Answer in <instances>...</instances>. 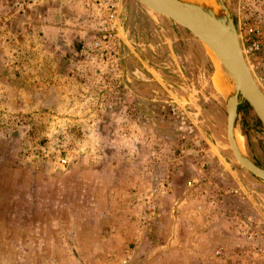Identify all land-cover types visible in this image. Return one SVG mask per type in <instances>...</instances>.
Masks as SVG:
<instances>
[{"label": "rangeland", "instance_id": "374dc122", "mask_svg": "<svg viewBox=\"0 0 264 264\" xmlns=\"http://www.w3.org/2000/svg\"><path fill=\"white\" fill-rule=\"evenodd\" d=\"M223 1L248 50L264 0ZM244 54L264 91V47ZM229 86L139 0H0V264H264V181L231 150ZM236 132L264 169L243 100Z\"/></svg>", "mask_w": 264, "mask_h": 264}, {"label": "water", "instance_id": "95a60500", "mask_svg": "<svg viewBox=\"0 0 264 264\" xmlns=\"http://www.w3.org/2000/svg\"><path fill=\"white\" fill-rule=\"evenodd\" d=\"M150 10L180 24L198 38L222 64L230 77L227 103V136L235 159L264 181V169L242 151L237 141L238 109L246 102L264 125V91L245 57L239 32L223 0H139ZM215 55V56H214Z\"/></svg>", "mask_w": 264, "mask_h": 264}, {"label": "built area", "instance_id": "2783aa9c", "mask_svg": "<svg viewBox=\"0 0 264 264\" xmlns=\"http://www.w3.org/2000/svg\"><path fill=\"white\" fill-rule=\"evenodd\" d=\"M243 9L246 10V7L243 6ZM114 17L115 16L112 15V19H114ZM244 27L246 33V36L244 38L248 44V50H245L244 52H261L264 47V30L261 22L255 19L252 20L251 18H248L244 22Z\"/></svg>", "mask_w": 264, "mask_h": 264}, {"label": "bare ground", "instance_id": "6f19581e", "mask_svg": "<svg viewBox=\"0 0 264 264\" xmlns=\"http://www.w3.org/2000/svg\"><path fill=\"white\" fill-rule=\"evenodd\" d=\"M195 1V0H193ZM198 1H202V0H198ZM205 3H208L209 0H204ZM215 56V55H214ZM218 63L222 66V64L219 62L218 60ZM223 67V66H222ZM224 68V67H223ZM215 88L219 91V93L221 94H224L225 93V84L223 83V81H221L220 79H217L216 80V83H215ZM231 92V89L229 90V92L227 93V95Z\"/></svg>", "mask_w": 264, "mask_h": 264}]
</instances>
